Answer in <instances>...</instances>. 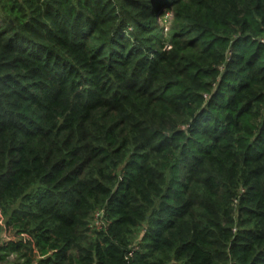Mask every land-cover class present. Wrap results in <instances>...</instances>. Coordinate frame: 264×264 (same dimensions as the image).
<instances>
[{
  "label": "trees",
  "instance_id": "16d2710c",
  "mask_svg": "<svg viewBox=\"0 0 264 264\" xmlns=\"http://www.w3.org/2000/svg\"><path fill=\"white\" fill-rule=\"evenodd\" d=\"M263 37L264 0H0V264H264Z\"/></svg>",
  "mask_w": 264,
  "mask_h": 264
},
{
  "label": "built area",
  "instance_id": "2783aa9c",
  "mask_svg": "<svg viewBox=\"0 0 264 264\" xmlns=\"http://www.w3.org/2000/svg\"><path fill=\"white\" fill-rule=\"evenodd\" d=\"M262 41L264 42V37L262 39ZM103 212L102 210L100 211H97L94 215V224L97 226V227H101L102 224H103V220H102V215H103Z\"/></svg>",
  "mask_w": 264,
  "mask_h": 264
},
{
  "label": "rangeland",
  "instance_id": "374dc122",
  "mask_svg": "<svg viewBox=\"0 0 264 264\" xmlns=\"http://www.w3.org/2000/svg\"><path fill=\"white\" fill-rule=\"evenodd\" d=\"M162 16H164L165 18L166 17L170 18V16L167 13H164V12H162ZM161 23H162V21H160V24ZM0 223H1V225H3V219L1 217V215H0ZM2 235H3V237L5 236L7 238L10 237V236L13 237L12 230H9V229H7L5 232H3Z\"/></svg>",
  "mask_w": 264,
  "mask_h": 264
}]
</instances>
